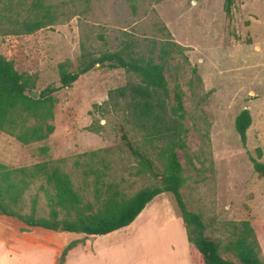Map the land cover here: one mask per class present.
<instances>
[{"label": "rangeland", "instance_id": "1", "mask_svg": "<svg viewBox=\"0 0 264 264\" xmlns=\"http://www.w3.org/2000/svg\"><path fill=\"white\" fill-rule=\"evenodd\" d=\"M46 2L55 16L52 24L31 35L0 36V56L19 73L36 76L37 93L58 87V66L65 64L74 71L83 52L99 57L131 47L158 62L161 44L182 47L183 55L171 52L167 57L165 77L170 89L180 86L188 115L187 149L178 152L185 178L183 200L190 211L201 215L211 240L225 243L228 223L249 221L264 261V180L249 159L257 158L256 148L264 149V0H235L229 18L223 12V0ZM16 10L19 19L27 15L25 6ZM139 82L133 73L107 67L81 76L70 88L53 94L54 132L46 140L22 145L0 132V163L16 169L56 162L75 188L82 189L87 159L82 155L94 152L108 165L107 169L98 166L104 182L117 184L126 197L155 184L149 174L138 173L136 159L121 140L125 133L161 168L157 159L161 144L145 142L126 109L127 97L120 92L128 93ZM243 109L249 110L252 119L245 146L234 129ZM76 161L80 166L74 165ZM258 161L264 162V157ZM91 182L92 177H87L86 201H92ZM41 184L35 181L25 192L18 206L22 214L34 210L38 217L48 216ZM147 209L159 216L158 228L149 224L145 233L121 229L118 234L139 236L141 251L149 249L165 258L172 244L168 239H177V232L173 226L161 225L170 218L181 220L179 210L167 193ZM24 229L16 218L0 217V239L5 244L0 249L11 254L0 256V264H48L44 245L50 246L53 238L40 228ZM31 237L40 240V246L30 245ZM131 237L128 241L133 245ZM118 259L132 264L129 258Z\"/></svg>", "mask_w": 264, "mask_h": 264}, {"label": "trees", "instance_id": "2", "mask_svg": "<svg viewBox=\"0 0 264 264\" xmlns=\"http://www.w3.org/2000/svg\"><path fill=\"white\" fill-rule=\"evenodd\" d=\"M235 0H223V12L231 16ZM27 7V15L19 19L16 7ZM55 16L46 0H0V36L31 35L52 24ZM171 52L183 55L176 43L161 44L156 61L153 57L136 54L131 47L95 57L81 53L77 68L69 71L60 64L59 86H49L31 96L36 87V76L19 73L11 61L0 56V132L13 137L22 145L46 140L53 132V94L70 88L81 76L107 67L124 69L136 75L140 82L132 85L127 97L126 109L136 128L143 132L145 142L161 144L157 159L161 168L155 166L148 155L136 147L125 133L121 140L136 159L138 173H147L155 184L142 188L131 197H126L119 186L104 182V173L98 168H108L96 153H85L83 188H75L68 173L63 172L56 162L36 163L30 167L10 169L0 163V216L12 217L24 226L23 231L40 228L53 232L104 236L129 226L138 215L158 197L171 194L179 210L190 245L192 264H264L261 248L249 221L228 223V239L225 243L208 239L201 215L190 211L181 194L185 183L183 166L178 152L187 149L189 128L185 109V95L179 85L172 89L165 77V62ZM97 66V67H96ZM196 73L195 69L193 70ZM252 119L248 109L236 116L234 129L243 146ZM46 148H42L44 153ZM257 158L249 156L253 171L264 180V149L256 148ZM80 166L79 161L74 163ZM92 177V201H86L84 188L86 178ZM41 180V191L49 208L47 217H38L34 210L22 214L19 202L29 186ZM84 193V194H83ZM61 229V231H60ZM70 242L58 258L63 264L67 253L77 245ZM226 255H231L228 258Z\"/></svg>", "mask_w": 264, "mask_h": 264}, {"label": "crops", "instance_id": "3", "mask_svg": "<svg viewBox=\"0 0 264 264\" xmlns=\"http://www.w3.org/2000/svg\"><path fill=\"white\" fill-rule=\"evenodd\" d=\"M157 213H149L148 209H144L138 217L124 229H131L139 232H147L148 225L152 224L157 227V221L159 216ZM6 217V216H0ZM161 226H173L177 232V239H173L167 257L162 258V253L159 256L157 252H144L141 251L138 240L139 236L120 235L118 231L112 232L104 236H86L84 234H75L67 232H53L50 230H44L46 237L53 238L50 242V246H45L44 252L47 253L48 264H57V260L60 257L63 249L72 241H78L77 245L72 248L66 255L63 264H121L123 261L119 258H129V262L132 264H192L190 255V245L187 241L185 228L182 220H174L170 218ZM121 230V229H120ZM132 236V237H131ZM135 240L131 245L128 239ZM138 237V238H137ZM153 237V236H152ZM19 238V237H17ZM28 243L33 246H40L41 241L37 238L31 237ZM4 241L0 239V248L4 246ZM9 245V244H7ZM10 246V245H9ZM13 251V250H12ZM162 251V250H161ZM154 253V255H153ZM11 254L2 252L0 249V256L10 257ZM35 255V253H33ZM16 256V255H15Z\"/></svg>", "mask_w": 264, "mask_h": 264}, {"label": "water", "instance_id": "4", "mask_svg": "<svg viewBox=\"0 0 264 264\" xmlns=\"http://www.w3.org/2000/svg\"><path fill=\"white\" fill-rule=\"evenodd\" d=\"M31 96L34 97V98H36L38 96V93L37 92H32L31 93ZM60 231H61V229H60Z\"/></svg>", "mask_w": 264, "mask_h": 264}, {"label": "bare ground", "instance_id": "5", "mask_svg": "<svg viewBox=\"0 0 264 264\" xmlns=\"http://www.w3.org/2000/svg\"><path fill=\"white\" fill-rule=\"evenodd\" d=\"M1 261V260H0Z\"/></svg>", "mask_w": 264, "mask_h": 264}]
</instances>
